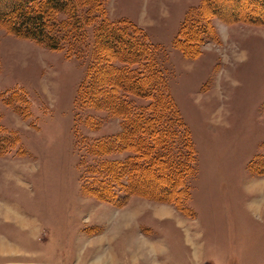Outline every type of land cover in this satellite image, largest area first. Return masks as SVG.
Instances as JSON below:
<instances>
[{
    "label": "rangeland",
    "instance_id": "1",
    "mask_svg": "<svg viewBox=\"0 0 264 264\" xmlns=\"http://www.w3.org/2000/svg\"><path fill=\"white\" fill-rule=\"evenodd\" d=\"M199 1L101 0L159 50L195 149L182 211L83 190L81 138L118 130L115 117L76 109L87 57L0 26V264H264V26L212 17L214 39L183 56L172 38Z\"/></svg>",
    "mask_w": 264,
    "mask_h": 264
},
{
    "label": "trees",
    "instance_id": "2",
    "mask_svg": "<svg viewBox=\"0 0 264 264\" xmlns=\"http://www.w3.org/2000/svg\"><path fill=\"white\" fill-rule=\"evenodd\" d=\"M212 17L264 26V0H200L185 13L172 46L196 55L200 44L214 39ZM0 26L65 56L87 57L76 109L101 110L117 119L118 130L81 138L83 190L107 203L137 196L183 209L195 149L167 89L159 50L142 29L125 18L109 19L101 0H0ZM113 41L120 50H111ZM84 122L90 129L98 125L88 114ZM5 144L0 137V150Z\"/></svg>",
    "mask_w": 264,
    "mask_h": 264
},
{
    "label": "bare ground",
    "instance_id": "3",
    "mask_svg": "<svg viewBox=\"0 0 264 264\" xmlns=\"http://www.w3.org/2000/svg\"><path fill=\"white\" fill-rule=\"evenodd\" d=\"M3 248V246L2 245H0V249H2Z\"/></svg>",
    "mask_w": 264,
    "mask_h": 264
}]
</instances>
